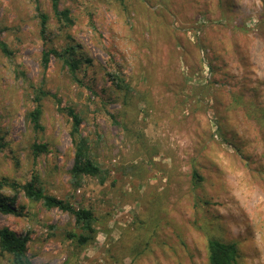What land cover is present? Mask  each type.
<instances>
[{
	"label": "rangeland",
	"instance_id": "1",
	"mask_svg": "<svg viewBox=\"0 0 264 264\" xmlns=\"http://www.w3.org/2000/svg\"><path fill=\"white\" fill-rule=\"evenodd\" d=\"M38 1L52 45L77 44L78 68L73 77L55 57L43 68L34 0H0L11 50H0V180L36 173L45 193L96 221L78 245L72 215L0 188L16 209L0 225L28 237L31 264H208L211 236L236 244L237 264H264V122L254 116L264 111V0H59L73 19L65 31L51 0ZM113 78L129 83L127 97ZM40 90L60 103L41 97L34 129L26 114ZM58 106L82 118L102 181L70 183ZM33 142L48 150L34 155Z\"/></svg>",
	"mask_w": 264,
	"mask_h": 264
},
{
	"label": "trees",
	"instance_id": "2",
	"mask_svg": "<svg viewBox=\"0 0 264 264\" xmlns=\"http://www.w3.org/2000/svg\"><path fill=\"white\" fill-rule=\"evenodd\" d=\"M36 18L38 21V34L41 39L43 48L41 50V66L46 68L51 57H55L67 67L71 75L76 76L79 60L75 56L77 44L67 43L64 47H56L52 45L49 31V15L40 8L38 0H34ZM51 10L58 29L65 31L73 24V19L68 8H60L59 0H51ZM1 32V29H0ZM0 50L5 55H10L11 50L8 49L6 43L0 40ZM24 76V72L20 71ZM116 88L124 91V97H127L131 91L129 83L124 78H113ZM41 97H51L59 104L60 100L55 93L40 90L39 94L34 97L35 105L27 111L26 117L32 124L34 129H41L40 117L42 108L40 104ZM235 97V96H234ZM237 102V98H235ZM69 118V137L72 145V165L69 169V181L73 186H78L83 176L90 175L103 180V170L96 161L90 150L88 138L81 133L82 118L71 106H58ZM255 119L262 124L264 122V111L261 110L260 117L254 114ZM34 155L48 150L47 144L44 142H33L31 145ZM195 177H199L194 172ZM8 187L13 191L20 190L23 195L31 201H40L47 208H56L73 216L75 227L78 232L69 231L67 237L72 239L78 245H85L95 237V221L94 212L87 207H75L67 200L58 198L54 195L47 194L39 185V178L33 173L25 182L17 183L14 180L2 177L0 180V188ZM15 195L9 196L0 194V212L16 213L14 208ZM28 237L26 235H18L6 226L0 225V255H8L10 264H31L26 254V243ZM207 263L208 264H237L238 251L236 244L231 241H224L216 237L207 239Z\"/></svg>",
	"mask_w": 264,
	"mask_h": 264
}]
</instances>
